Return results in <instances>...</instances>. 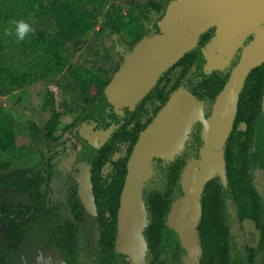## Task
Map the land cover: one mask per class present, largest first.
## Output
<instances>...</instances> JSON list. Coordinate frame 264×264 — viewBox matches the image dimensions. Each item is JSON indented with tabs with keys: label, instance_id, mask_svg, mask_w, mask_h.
I'll list each match as a JSON object with an SVG mask.
<instances>
[{
	"label": "rangeland",
	"instance_id": "374dc122",
	"mask_svg": "<svg viewBox=\"0 0 264 264\" xmlns=\"http://www.w3.org/2000/svg\"><path fill=\"white\" fill-rule=\"evenodd\" d=\"M139 1L156 3L148 20L139 17L136 8ZM174 1H71L88 18L83 33L75 37H63L58 32L59 28L52 15L58 4L69 1L3 0L0 4V177L19 178L32 169L43 168L48 152L63 145V149L54 155L52 179L45 187V193L50 190V205L55 207L51 220L71 217L67 201L68 187L75 182L88 161L87 150L93 135L91 127L96 125L99 129H106L109 123L98 113L100 97L140 41L164 34V18ZM14 20H25L35 31L29 33L23 41L17 40L14 26L10 23ZM9 29L12 30V35L6 34ZM56 37H61V40L53 41ZM250 39L251 36L245 40L244 45ZM241 50L242 47L231 63L221 70L231 71L235 66L234 62L240 58ZM200 67L201 65L194 67L193 76L201 78L207 74ZM79 75L87 76V82L80 81L82 84H79ZM181 87L187 88V83H183ZM200 103L205 115L211 112L213 103L210 99H202ZM158 105H161L160 102L148 106L143 122L156 116ZM80 119L81 122L74 125ZM124 119V115H118V121ZM33 124L40 129L38 139L33 136ZM51 126H54L53 131L50 130ZM201 127L202 125L193 123L190 137L173 156L155 154L151 157L152 171L142 187L144 203V190L166 189L168 164L175 157L183 156L188 161L197 157L201 146ZM245 127V124L240 125L241 129ZM258 137L259 125L256 141L251 149V173L253 184L264 202V156L259 148ZM75 139L76 144L73 142ZM95 139L100 144L105 141L102 134ZM128 145L127 142L120 144L112 161L125 158ZM112 170L113 164L108 162L102 170L103 176L109 178ZM181 194L180 187L175 195L177 199ZM225 196L232 232V255L234 258L247 257L248 247H255V264H264V249L259 246L260 231L254 221H240L236 205L227 190ZM18 200L26 198L9 187L0 189V206L14 204ZM81 230L85 234L80 258L91 261L96 231L91 234L86 223L82 224ZM7 235L6 227L0 224V257L6 251ZM49 237L45 223L34 221L27 231L24 245L12 257L10 264H67L62 252L53 243L48 249ZM165 244L168 248L162 244L161 258L169 264H185L184 252L180 251V256L176 258L174 251H179V248L167 241ZM41 256L44 258L43 262L38 260ZM149 258L147 250L144 264H149Z\"/></svg>",
	"mask_w": 264,
	"mask_h": 264
},
{
	"label": "trees",
	"instance_id": "16d2710c",
	"mask_svg": "<svg viewBox=\"0 0 264 264\" xmlns=\"http://www.w3.org/2000/svg\"><path fill=\"white\" fill-rule=\"evenodd\" d=\"M65 1L69 2L58 4V7L53 9L52 15L59 28L58 32L63 37L65 35L75 37L79 33H83L84 26L88 24V18L86 13L77 9L71 1L84 0ZM2 2L3 0H0V4ZM155 7L154 1H139L136 4L139 17L145 20L150 18ZM213 32L214 27L203 33L197 46L185 53L160 76L147 94L137 101L134 111L128 113L124 121L113 129L109 137L105 138L95 155L91 163V178L98 210V221L95 226L98 248L94 247L93 249L90 259L92 261L80 259L84 248L83 236L85 233L81 230L84 222V207L77 195L76 184H73L67 198L73 218L64 216L61 219H50L55 207L50 205L47 194L42 192V184L45 181L50 182L52 178L53 165L50 164L45 172H43V168H40L32 169L19 178L0 177V189L10 187L17 194L28 197V201L19 200L15 204L0 206V212L5 214H0V224L4 225L8 231L5 241L6 251L0 257V264H10L12 257L16 256L20 247L25 243L29 227L36 220L39 221V224L45 223L47 233L50 236L49 240L56 242L57 248L62 250L68 264H120L119 260L125 258V254L118 239V217L129 160L136 144L169 101L178 97L190 96L199 102L202 99H210L214 103L217 94L228 80L231 71L225 70H214L201 78H198L197 75L193 76L195 75L194 67L200 66V49L210 39ZM61 37L53 38V41L58 42ZM237 62L234 64L236 65ZM87 80L85 75L77 76L79 84L86 83ZM183 83H187V88L182 89ZM107 91L108 88L99 99L97 110L100 115L103 112V100ZM263 91L264 63L254 67L249 72L240 93L237 115L225 144L226 183L222 181L219 175H216L203 190L201 197L202 216L198 225L199 245L202 251L196 264H255L257 250L255 247H248L247 257L234 258L232 255V232L227 212L226 190L236 205L238 219L240 221L246 219L254 221L260 231L259 246L264 249V203L261 194L252 183L253 176L250 169V150L256 141ZM157 102H160L161 105H158L155 110L156 116L147 122H143L148 106ZM80 122L81 119L74 125ZM241 123L246 124V129L240 128ZM96 129L97 127L94 125L91 127L92 132ZM32 130L33 136L38 139L39 127L33 124ZM50 130L53 131L54 126H51ZM124 142L129 144L127 156L112 161L114 153ZM52 159L53 157H51ZM108 162L113 164L109 178L102 174V170ZM187 162L185 157L177 156L168 164L167 187L164 191L156 188L143 191L148 211V223L143 233L150 255L149 264H169L161 258L162 244L168 248L163 233L170 210L177 201L175 195L180 189L183 169ZM29 214L31 217L28 222H21L18 218L6 217L18 215L26 218ZM169 234L176 246L173 225ZM180 249L174 251L176 258L180 256V251L184 252L183 249Z\"/></svg>",
	"mask_w": 264,
	"mask_h": 264
},
{
	"label": "water",
	"instance_id": "95a60500",
	"mask_svg": "<svg viewBox=\"0 0 264 264\" xmlns=\"http://www.w3.org/2000/svg\"><path fill=\"white\" fill-rule=\"evenodd\" d=\"M263 21L264 0H175L164 18V34L144 39L135 46L111 81L103 100L105 115L109 113V106L127 107L125 111L118 108L112 111L114 121L118 114L134 110L137 101L147 94L160 76L185 53L194 49L201 35L212 27L213 35L199 52L200 65L205 72L211 73L227 67L242 47L239 61L231 69L210 114L206 116L211 130L201 127L199 155L188 161L183 169L180 181L182 194L172 206L164 228V240L175 245L169 230L175 224L177 213L187 216L188 245H176L184 250L185 264H196L202 251L198 225L202 216L203 190L216 175L224 183L227 180L225 144L237 115L240 93L249 72L264 63ZM232 33L236 34L235 38L228 40V35ZM250 35L253 38L244 45ZM226 43L229 44L225 46ZM221 48L223 52L219 56ZM186 105L190 107L189 113ZM200 106L202 104L190 96L172 99L136 144L129 160L118 217V239L125 254V258L119 260L120 264L145 263L148 247L143 230L148 218L142 187L152 171L151 157L155 154L173 156L179 151L185 141H181L184 129L194 123L193 111ZM114 123L107 130L92 135L88 161L77 180V194L84 207L85 221L91 234L95 233L98 210L89 163L99 149L95 137L99 134L109 135ZM259 148L264 156V93L259 120ZM57 150L53 148L48 153L45 159L47 165L50 156ZM7 217L12 219L16 216ZM28 219L19 218L24 222Z\"/></svg>",
	"mask_w": 264,
	"mask_h": 264
},
{
	"label": "flooded vegetation",
	"instance_id": "af4514ba",
	"mask_svg": "<svg viewBox=\"0 0 264 264\" xmlns=\"http://www.w3.org/2000/svg\"><path fill=\"white\" fill-rule=\"evenodd\" d=\"M251 36V39L253 38V35H250ZM249 36V37H250ZM250 39V40H251ZM249 40V41H250ZM248 41V42H249ZM247 42V43H248ZM246 43V44H247ZM245 44V45H246ZM242 51V50H241ZM240 59V58H239ZM239 61V60H238ZM263 93H264V91H263ZM262 102H263V97H262ZM110 108H111V110H109V113H107L106 115L104 114V111L102 112V114H101V116H102V118H104V119H106L107 121H109V123H108V125H107V127H106V129H99L98 128V126H96L97 127V131H100V130H107L109 127H111L112 125H113V123L115 124L114 126H113V128H112V131H113V129L116 127V126H118V125H120L123 121H118V115H124V116H126L128 113H130V112H132V111H134V110H132V111H129V112H124V113H120V114H118L117 115V119H116V121H114V116H113V114H112V111L113 110H115L116 108H118L119 110H123V111H125V110H127V107L126 106H120V107H118V106H109ZM108 107V108H109ZM261 110H262V104H261ZM261 115V114H260ZM206 116H208V115H206ZM259 120H260V117H259ZM241 124H245V123H241ZM246 125V124H245ZM247 127V126H246ZM246 127L244 128V129H246ZM99 129V130H98ZM94 131L93 132V134L95 133V132H97V131ZM112 131H111V133H112ZM111 133L109 134V135H104V134H102V135H104V137L106 138V137H109L110 135H111ZM73 142L76 144L77 143V140L75 139V140H73ZM258 142H259V137H258ZM96 143L97 144H99V149H100V147H101V145L102 144H100V143H98L97 141H96ZM63 145H58V146H56L55 148H58V150L54 153V154H52L51 156H50V159H49V162H48V165L46 164V162L44 163V167H43V172H45V169L46 168H48L49 167V165L50 164H52V160H51V157H53L54 158V155L57 153V152H59L60 150H62L63 149ZM90 148H91V144L88 146V150H87V152L90 154ZM99 149H98V151H99ZM252 149V148H251ZM52 150V149H51ZM50 150V151H51ZM49 151V152H50ZM97 151V152H98ZM48 152V153H49ZM97 152L95 153V155L97 154ZM95 155H94V157H95ZM250 155H251V150H250ZM48 156V155H47ZM46 156V157H47ZM94 157H93V159H94ZM46 159V158H45ZM93 161V160H92ZM92 161L89 163L90 165H91V163H92ZM53 165V164H52ZM250 165H251V157H250ZM251 169V168H250ZM82 171V170H81ZM81 174V173H80ZM53 175V174H52ZM253 176V175H252ZM79 177V176H78ZM78 177L76 178V180H75V182L74 183H72L69 187H68V195H69V192H70V190H71V188H72V186H73V184H76V189H77V184H78V182H77V180H78ZM52 179V178H51ZM51 181V180H50ZM252 183H253V179H252ZM50 184V182L49 181H45L43 184H42V192L44 193V194H47V198L49 199V196H48V192L50 191V190H48V192L47 193H45V187L46 186H48ZM10 188V187H9ZM257 189V188H256ZM258 190V189H257ZM260 193V192H259ZM18 195H20V196H22V197H24L23 195H21V194H18ZM78 195V194H77ZM79 197V196H78ZM26 198V200H22V201H28V197L26 196L25 197ZM67 198H68V196H67ZM80 199V198H79ZM232 199V198H231ZM19 201V200H18ZM67 201H68V199H67ZM17 203V202H16ZM264 203V202H263ZM15 204V203H14ZM51 204V203H50ZM82 204V203H81ZM235 204V203H234ZM9 205H11V204H9ZM71 213V212H70ZM0 214L1 215H5V214H3V213H1L0 212ZM12 216H16V217H14V218H20L18 215H12ZM7 217V216H6ZM27 217H29V219H30V217H31V214H29ZM26 217V218H27ZM68 217V216H67ZM22 218V217H21ZM62 217H60V219H61ZM68 218H73V215L71 214V217H68ZM29 219L27 220V221H25V222H28L29 221ZM250 220V219H249ZM20 221V220H19ZM97 221H98V219H97ZM97 221H96V223H95V226H96V224H97ZM21 222H24V221H21ZM83 223H86V221H85V217H84V222ZM95 226H94V228H95ZM95 231H96V229H95ZM96 238H97V232H96ZM96 238H95V248H98V244H97V242H96ZM54 244V247L56 248V249H58V250H60L59 248H57V246H56V242L54 241V240H51L50 241V244H49V247H48V249L51 247L50 245L51 244ZM24 245V244H23ZM22 245V246H23ZM21 246V247H22ZM20 247V248H21ZM61 252H62V250H60ZM82 253V252H81ZM62 254H63V252H62ZM81 257V256H80ZM63 259H64V261L66 262V260H65V258H64V256H63ZM81 259V258H80ZM92 261V260H91ZM67 263V262H66ZM68 264V263H67Z\"/></svg>",
	"mask_w": 264,
	"mask_h": 264
},
{
	"label": "clouds",
	"instance_id": "9594fccd",
	"mask_svg": "<svg viewBox=\"0 0 264 264\" xmlns=\"http://www.w3.org/2000/svg\"><path fill=\"white\" fill-rule=\"evenodd\" d=\"M10 23L14 26L15 36H16L17 40H19V41H23L29 33L35 31L33 26L31 24H29L28 22H26L25 20H18V21L14 20V21H11ZM6 34L12 35L13 32L11 29H9V30H6ZM193 120H194V124L198 123V124L202 125L205 128V130H207V131L211 130V125H210L208 119L206 118L205 111H204V108L202 106L194 109ZM192 127H193V124H191V123L185 127L181 141L187 140V138L190 137ZM38 260L40 262H43L44 258L41 256L40 258H38Z\"/></svg>",
	"mask_w": 264,
	"mask_h": 264
},
{
	"label": "bare ground",
	"instance_id": "6f19581e",
	"mask_svg": "<svg viewBox=\"0 0 264 264\" xmlns=\"http://www.w3.org/2000/svg\"><path fill=\"white\" fill-rule=\"evenodd\" d=\"M235 36H236L235 33L229 34L228 40L229 39L233 40V38H235ZM228 44L229 43H226L225 46ZM222 49L223 48H221V50L219 51V56L222 55V52H223ZM187 110L189 113L190 107H188ZM172 136L174 137L175 135H172ZM187 220L188 219H187V216L185 214L177 213L175 216V224H173V229H174L175 241H176L178 246L182 245L184 247H187V245H188L189 236H188V234L186 235Z\"/></svg>",
	"mask_w": 264,
	"mask_h": 264
}]
</instances>
